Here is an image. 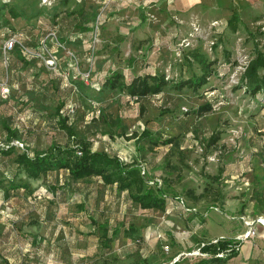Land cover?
<instances>
[{
  "label": "rangeland",
  "instance_id": "1",
  "mask_svg": "<svg viewBox=\"0 0 264 264\" xmlns=\"http://www.w3.org/2000/svg\"><path fill=\"white\" fill-rule=\"evenodd\" d=\"M12 2L27 14L39 12L37 18L42 22L8 18L7 23H0V89L7 87L6 97L0 93V113L10 114L19 136L18 140L6 142L0 122V148L11 143L24 144L31 152L51 140L64 142L65 134L49 117L59 98L64 101L61 112L76 137L87 138L92 148L116 154L126 162L139 160L144 164L148 185L161 186L166 178V195H179L190 211L180 215L172 212L179 211V207L172 211L141 209L115 185H105L94 176L72 179L64 170L30 180L32 193L19 189L3 198L0 185V264H134L142 257L149 258L150 264H191L209 254L224 255L228 249L214 251L209 247L205 251L201 245L217 244L212 240L232 234V246L243 258L230 264H264V245L256 246L253 241L257 235L264 240V166L259 154L264 151V90L252 96L241 81L253 45L264 52V0L234 2L241 20L236 31L228 28L224 12L206 23L191 20L181 28L179 19L160 8L148 7L147 3L143 8L137 5L133 17L124 9L129 1L118 5L117 1L107 0H65V7L55 13L53 3ZM101 8L91 81L101 86L106 74L115 70L128 80L132 66L140 72L163 73L174 80L187 78L200 73L198 63L191 57L193 51L215 61L213 74L196 91L185 87L177 90L169 84L157 94L140 98L129 96L125 90L110 91L100 86L94 89L85 84L77 72L87 67L83 55L91 41L81 35ZM63 10L65 14L60 13ZM47 13L58 14L55 22H61L52 29L64 48L55 51L47 46L45 51V56L53 55L56 64L47 68L45 74L35 69H17L16 51L4 52V40L15 31L27 29L29 24L46 23ZM212 21L217 22L210 25ZM193 22L199 28L191 34ZM62 29L73 45L63 41L66 37L61 35ZM118 36L122 37L118 50H109ZM79 40H84L85 47L77 51ZM38 42L31 41L30 48L34 50ZM139 46L141 50L137 49ZM68 50L82 57L83 63L69 64ZM79 80L85 86L82 90L74 83ZM205 103L210 109L199 112L198 107ZM70 105L73 112L67 114ZM143 130L173 142L142 152L138 144L144 141L140 137ZM216 130L219 139L207 146L206 138ZM178 152H182L183 160ZM14 157V153L0 154L3 184L17 172ZM219 166L224 168L218 184L223 200H215L211 194L195 201L189 198L187 190L198 194L208 183L201 175V167L204 172L215 174ZM91 218L117 228L107 247L102 245L99 233L93 231ZM244 220L254 227L252 236H244L248 228ZM186 221L190 226H183ZM124 229L130 233L124 235ZM167 229L172 236L165 233Z\"/></svg>",
  "mask_w": 264,
  "mask_h": 264
},
{
  "label": "trees",
  "instance_id": "2",
  "mask_svg": "<svg viewBox=\"0 0 264 264\" xmlns=\"http://www.w3.org/2000/svg\"><path fill=\"white\" fill-rule=\"evenodd\" d=\"M111 1L114 0H109V2ZM139 1L143 3V1ZM58 2L60 3V5H58ZM56 3L58 6H56ZM65 5V0H55L53 2L52 9L55 13L58 11L57 9L59 7L63 9ZM41 11L44 12V10ZM60 13L65 14L66 10H63ZM5 14H7L8 17H6ZM39 15V12L27 14L24 8L19 7L18 9L14 5L12 0H0L1 24L7 23L8 18H23L25 21L34 19L35 23L42 22L41 19L37 18L39 17ZM57 16L58 14L51 15L47 13V19L45 18L46 23H33L34 25L29 24L27 29L25 27L22 29V31L20 30V32L18 31L17 33H15V31L11 33L9 38L15 36L23 45L29 48L31 46V41L39 40L38 46L34 47V50L36 49L35 51H43V38L45 43L44 45L46 47H54L52 40L49 39L46 35L52 28H54V25L56 23L55 19ZM50 18L51 21L49 20ZM93 21L83 28V34L81 35V38H83L87 42H90L92 39ZM226 23L231 31L237 30L238 24L241 23L237 11L232 10L226 20ZM97 35H100L99 29L97 30ZM59 40L62 41L61 39ZM5 41L6 40H4V42ZM107 41L110 42L111 40L109 39ZM115 42L116 41L113 42L114 46H111L109 50L113 49L117 51L118 43L122 42V37L118 36L116 44ZM54 50L57 51L58 48L54 47ZM13 51H16V60L18 62V65L16 66L17 69H35L36 71H39V74H45L46 71H48V67H46L45 64L41 62V59L39 57L25 53L19 44L13 45V47L6 52ZM191 57L195 62L198 63L200 67V73L197 75H191L187 78L174 80L168 78L163 73L146 72L144 74L137 75L132 73L130 75V78L128 80H125L123 73L115 70L112 71L110 75L104 77L101 86L98 83V88H93L99 89L100 86L101 88L106 87L110 91L125 90L129 96L135 98H140L147 94H157L161 92L166 85L169 84L170 87L177 90L185 87L189 90L196 91L202 85L206 84L208 81V77L213 74L214 71L212 68V64L215 63V61L208 60L202 53L198 51L191 52ZM83 60L82 57H79L78 62L83 63ZM260 70L262 71L261 74L259 73ZM241 81L244 89L252 96H254L257 92L264 90V52L258 48L257 44L253 45V54L244 66V69L241 73ZM74 83L80 90L85 88L81 80L74 81ZM56 101L57 103L54 107L53 114H51L49 117L52 119L54 126L63 131L66 136V140L64 142L51 140L48 145L40 148H33L31 152H29L28 145L24 144L18 146L14 143H11L9 145H6L5 147H1L0 154H15L14 163L17 166V172L13 173L9 178H7L4 184L0 179L3 198H9L11 195L16 194L19 189H23L28 193H32L30 180L38 179L40 176H43L51 171L64 170L72 179H85L94 176L98 177L105 185H115L118 190L126 191L128 198L133 203L137 204L141 209H151L159 211L170 209L172 211L174 207H179V211L173 210L172 212L180 215L187 213V211H190L186 210L185 207L181 204L179 195L173 194L174 192H171L172 194H170V196L172 197L166 195L167 190L169 189V183L166 178H163V183L161 186L157 185L156 183L153 186L148 185V178L145 176L144 164L142 162H139V160L132 159L130 162H126L116 154H111L103 149L92 148L90 141L87 138L76 137L74 135L72 127L67 121V116L61 112L64 101L59 100V98H57ZM20 103L23 106L27 105L23 102ZM208 109H210L209 103H205L204 105L198 107L199 112ZM0 122L2 124V128L5 131L4 140L6 142L19 139L18 129L14 127V125H12L10 114L8 115L4 112H1ZM140 137L144 140L142 144H138V148L142 152L147 149L151 151L155 146H158L160 144L167 145L173 142L171 138L161 139L158 134L156 135L154 132H151L149 130H143ZM218 139L219 131L216 130L206 138V145L210 146L212 144H215ZM144 143H147V147L144 146ZM178 153L179 155H181L179 159L183 160L182 152ZM263 153L264 151L259 152L260 161L264 166ZM202 168L203 167H201V175L208 180V183L205 184L200 193L195 194L192 189H189L186 191V194L194 201L200 198H205L210 194L214 195L215 200L222 201L224 194L218 184L224 168L222 166H219L215 174L204 172ZM212 182L216 183V185L212 186ZM169 197L170 199H172L171 203L168 202ZM90 221H92V224L95 225L93 227V231L95 233H99L101 241H103L102 245L107 247L116 236L117 228H109L108 225L96 222V220H94L93 218H91ZM185 225L190 226L187 221ZM130 227L132 229L133 226L130 225ZM123 231L124 235L130 233L128 229H124ZM165 233L172 236V232L169 229H167ZM233 243L234 240L230 237L218 238L217 244L214 245L210 243H203L201 245V248L205 251L208 250L209 247H213L214 251H226L227 249L228 251L225 252V254L222 256L209 254L207 258H199L191 264H225L228 259L238 254V250L234 249L232 246ZM148 259L149 258L147 257H142L134 264H150Z\"/></svg>",
  "mask_w": 264,
  "mask_h": 264
},
{
  "label": "crops",
  "instance_id": "3",
  "mask_svg": "<svg viewBox=\"0 0 264 264\" xmlns=\"http://www.w3.org/2000/svg\"><path fill=\"white\" fill-rule=\"evenodd\" d=\"M117 1L116 4L121 3V2H130L128 5L125 6L126 13L133 15V17L136 15L135 11H137L136 7L137 2L134 0H114ZM145 4L147 3L148 7H153L154 9H162L165 12L169 13L172 18H177L179 19V22H182L180 27L184 28L185 25H187V22L191 20H200L203 23L208 22L211 20L214 16L218 15L219 12H224L226 14L225 19H227L232 12V10L237 11L238 13V7L237 5L234 4L237 0H141ZM239 15V14H238ZM240 18V17H239ZM61 24L60 21H57L54 25V28L59 27L58 25ZM54 31L53 29H51ZM65 30V29H64ZM63 32L64 37L62 38L64 42L68 41V45H73L71 43V39L67 38V35L65 34L66 31L60 30ZM139 33V30H138ZM112 35V34H111ZM137 35V32H136ZM140 39V38H139ZM84 40H79L77 44L75 45L76 50H81L85 47ZM142 46H139V50H141ZM77 50V51H78ZM158 59L159 57L156 56L154 57ZM135 64H138V61H136ZM135 66H132V69H130V75L133 73L135 75L137 74H144L147 71L140 72V70H135ZM152 72V71H149ZM106 76H108L106 74ZM130 78V77H129ZM206 225V224H205ZM185 226V224H183ZM220 236H223L222 234ZM227 237H235L233 234L231 236ZM249 240H246V242ZM254 243L256 246H262L264 245V240L261 239L259 235L256 236V238L253 239ZM251 257V253H250ZM243 258L240 253H238L236 256L231 257L230 259L227 260V263L225 264H230L231 261H235L236 259ZM255 261L257 259V256L255 255L252 257Z\"/></svg>",
  "mask_w": 264,
  "mask_h": 264
},
{
  "label": "built area",
  "instance_id": "4",
  "mask_svg": "<svg viewBox=\"0 0 264 264\" xmlns=\"http://www.w3.org/2000/svg\"><path fill=\"white\" fill-rule=\"evenodd\" d=\"M55 0H40L41 4H46V5H50L54 2ZM109 0H107L108 2ZM135 2H137L140 7H144V3H141L139 0H134ZM105 2V3H107ZM104 7V6H103ZM102 7V8H103ZM100 9L98 11V14L95 18V20L93 21L92 24V39H91V43L88 46V51L87 53H85V55H83L84 60L86 61L87 67L84 70L79 71L78 70V75L82 78L83 82L87 85H90L91 87H95L98 88V82L97 81H91V64H92V58H93V53L95 50V39H96V32L98 30V25L101 21V16H102V11L103 9ZM217 21H212V23L210 25H213L214 23H216ZM198 24L196 23H192L191 24V34L192 33H196V31H198ZM49 38L52 40L53 42V46L55 48H64V44L62 41L59 40V38L55 35L54 31H49L48 33ZM15 44H19L22 48V50L29 54V55H34L36 57H39L40 59L43 60V63L45 64L46 67L50 68L52 66H54L56 64V59L53 57L52 54H48L47 56H45V51H47L46 46L44 45V41L42 42V47H43V51H35L29 47H26L25 45H23L20 40H18L15 36L10 37L9 39H7L4 44H3V51L6 52L7 50L11 49L13 47V45ZM67 60L69 64H74V65H78V61H79V57H77V55L75 54V51H69L67 52ZM0 93L2 97H6L7 96V87L6 86H1L0 89ZM73 112V106L70 105L67 108V114L72 113ZM143 172V169H142ZM180 202L182 204V200L180 199ZM183 205V204H182ZM184 206V205H183ZM186 210H190V208H186ZM259 221V220H258ZM260 222V221H259ZM244 223L248 226V228L245 231V237L247 236H252L254 234V227L251 226V223L248 220H244ZM261 223V222H260ZM212 241L216 242L217 239H213ZM203 244V243H202ZM216 256H221V254H217Z\"/></svg>",
  "mask_w": 264,
  "mask_h": 264
}]
</instances>
